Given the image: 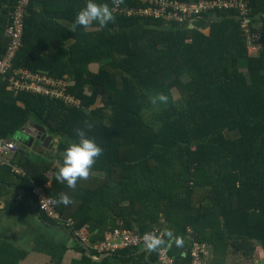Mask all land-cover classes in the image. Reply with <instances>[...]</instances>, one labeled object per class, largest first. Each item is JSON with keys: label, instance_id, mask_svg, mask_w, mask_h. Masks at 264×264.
<instances>
[{"label": "trees", "instance_id": "1", "mask_svg": "<svg viewBox=\"0 0 264 264\" xmlns=\"http://www.w3.org/2000/svg\"><path fill=\"white\" fill-rule=\"evenodd\" d=\"M15 1L0 0V56ZM115 1L98 0L111 10ZM85 3L31 0L13 61L68 79L66 92L77 103L11 89L0 75V138H16L17 144L0 164V192L13 185L31 192L53 167L45 193L57 201L66 195L70 203H55L60 221L37 209L73 234L83 230L89 241L90 254L79 238L68 246L42 236L32 251L46 259L36 255L33 264H157V249L146 256L140 245L111 253L96 248L115 229L153 227L175 236L189 226L197 240L215 236L216 250L238 241L247 257V247L252 251L258 240L264 252V47L248 52L237 10L203 13L216 16L206 30L112 10L114 19L103 28L94 22L69 31ZM248 4L255 29L264 32V0ZM159 93L167 103H152ZM77 128L103 152L87 178L69 187L56 173ZM42 132L51 135L54 150L37 139ZM31 136L46 150L43 158L28 153L29 141L23 140ZM164 239L166 245L170 238ZM31 254L0 239V264H20ZM190 262L189 251L176 257L177 264Z\"/></svg>", "mask_w": 264, "mask_h": 264}, {"label": "built area", "instance_id": "2", "mask_svg": "<svg viewBox=\"0 0 264 264\" xmlns=\"http://www.w3.org/2000/svg\"><path fill=\"white\" fill-rule=\"evenodd\" d=\"M30 1L16 0L10 12L6 27L9 41L5 52L0 56V75L7 76L11 89L46 94L77 103L73 96L66 92V86L71 83L68 79L55 78L44 72L31 71L28 68L14 65V58L22 44L24 16ZM112 10L124 15L160 17L166 21L175 22L177 25H193V20L203 13L237 10L236 16L245 35L248 52L251 53L264 47V32L255 29L248 0H140V4L136 6L122 5L120 0H116ZM16 148L17 144L14 138H0V164L7 163L9 155ZM52 168L45 173L46 181L44 183L32 184L31 194L40 211H44L50 218L60 221L61 217L55 209V204L52 203L53 199L45 193V189L51 186ZM12 169L17 173H23L19 167L13 166ZM149 232L161 235L163 230L159 227H153L145 232L115 229L113 232L106 233L96 248L105 251V253H111L127 246L142 245L145 244V233ZM204 252V245L194 240L189 250L190 264H204ZM156 262L157 264H177L176 258L166 246L157 248Z\"/></svg>", "mask_w": 264, "mask_h": 264}, {"label": "crops", "instance_id": "3", "mask_svg": "<svg viewBox=\"0 0 264 264\" xmlns=\"http://www.w3.org/2000/svg\"><path fill=\"white\" fill-rule=\"evenodd\" d=\"M215 18L216 16L214 14L198 16L193 20V26L206 30ZM256 22L258 23V21ZM17 182L19 181L17 180ZM161 222L164 223L165 220L161 219ZM84 231H86L85 228ZM81 235L73 234L69 228L52 224L48 220L43 219L41 212L36 207L31 192L25 188L13 185L8 192H0V239L20 248H25L32 253L31 257L21 261L20 264H33L37 253L32 251V249L36 245L37 240L42 236L68 246H72L79 238L80 240H84L83 242L81 241V243L87 247L89 241L83 230L81 231ZM177 236L181 237L184 241L181 247H177L174 243V238ZM201 237L204 240H197L196 238L199 237L187 226L183 232L180 231V233L170 238L164 246H166L176 258L180 255H185V253L190 250L193 241L197 240L204 245V264H264V252L258 240L251 243L254 246L252 251L251 245H247V248L250 249V256L247 257L242 253L243 250L240 249L242 246H240V242L238 241H235L237 247L235 244L230 243L226 246H218L216 250L213 245L215 236L202 235ZM246 244L247 242L245 246ZM141 251H146V254H149L151 249H148L145 244H142L140 245V252ZM68 254L77 256V253L71 251H69ZM38 257L42 260L46 259V256L43 254H38L37 258ZM113 261L112 264H123L120 259H114Z\"/></svg>", "mask_w": 264, "mask_h": 264}, {"label": "clouds", "instance_id": "4", "mask_svg": "<svg viewBox=\"0 0 264 264\" xmlns=\"http://www.w3.org/2000/svg\"><path fill=\"white\" fill-rule=\"evenodd\" d=\"M113 19V12L107 3L98 2V0H86L69 26V31L74 32L78 26L87 27L94 22L98 27L103 28ZM157 101L167 103L168 97L159 93L152 97V103L155 104ZM91 126V124L85 123L86 128H91ZM75 134L77 139L64 149L62 164L56 173V179L65 182L69 187H75L78 178H87L91 166L103 152V148L93 138L88 137L84 129H75ZM52 203L69 204L70 199L65 195L61 196L59 201L52 200ZM164 237H173L171 229H166L161 235L151 232L145 233V246L148 249H157L165 245ZM174 243L177 247H181L184 241L177 236L174 238Z\"/></svg>", "mask_w": 264, "mask_h": 264}, {"label": "water", "instance_id": "5", "mask_svg": "<svg viewBox=\"0 0 264 264\" xmlns=\"http://www.w3.org/2000/svg\"><path fill=\"white\" fill-rule=\"evenodd\" d=\"M189 27H192L193 25H188ZM33 139H34V137H29V138H26L25 140H23V141H29L28 142V144L30 145L31 143H32V141H33ZM37 139H39V141L41 142V144L44 146V147H46V148H51L52 147V149L54 150L55 149V145H54V143H53V139H52V137H51V135H49L48 133H45V132H42V134H39L38 136H37ZM46 140V143H45V141H43V140ZM17 140L18 141H21L22 140V138L19 136V137H17ZM86 251H87V253L88 254H90V249L88 248V247H86ZM148 254H146V256H147Z\"/></svg>", "mask_w": 264, "mask_h": 264}, {"label": "rangeland", "instance_id": "6", "mask_svg": "<svg viewBox=\"0 0 264 264\" xmlns=\"http://www.w3.org/2000/svg\"><path fill=\"white\" fill-rule=\"evenodd\" d=\"M150 112H148L146 115H149ZM27 131H30L31 133L32 132H35V129L34 128H27ZM16 139V138H15ZM28 153L34 157V158H43L45 155H46V150L40 145V142L35 139L30 145H29V148H28Z\"/></svg>", "mask_w": 264, "mask_h": 264}, {"label": "flooded vegetation", "instance_id": "7", "mask_svg": "<svg viewBox=\"0 0 264 264\" xmlns=\"http://www.w3.org/2000/svg\"><path fill=\"white\" fill-rule=\"evenodd\" d=\"M27 130V129H26ZM28 133H31L30 131H28ZM33 135H37L38 133L37 132H32ZM43 141H45L46 143V140L44 139Z\"/></svg>", "mask_w": 264, "mask_h": 264}]
</instances>
